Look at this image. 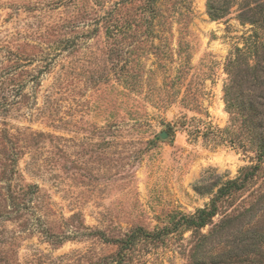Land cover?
<instances>
[{
    "label": "rangeland",
    "instance_id": "rangeland-1",
    "mask_svg": "<svg viewBox=\"0 0 264 264\" xmlns=\"http://www.w3.org/2000/svg\"><path fill=\"white\" fill-rule=\"evenodd\" d=\"M150 1L0 0V264H105L131 229L173 226L258 163L226 98L264 96V13L246 19L264 0L221 18L207 0H156L154 18ZM253 172L234 205L264 197ZM254 220L264 264V198ZM190 238L137 241L128 264H186Z\"/></svg>",
    "mask_w": 264,
    "mask_h": 264
},
{
    "label": "trees",
    "instance_id": "trees-1",
    "mask_svg": "<svg viewBox=\"0 0 264 264\" xmlns=\"http://www.w3.org/2000/svg\"><path fill=\"white\" fill-rule=\"evenodd\" d=\"M154 1L156 2V0L150 1L148 9L153 14V17L158 14L157 5H155ZM231 3V0H207V12L212 18L224 17L228 13ZM247 5L252 14L246 19L251 23L259 24L260 19L257 16L254 17V14L257 12L259 14L264 13V9H259L262 5L258 4L253 7L249 4ZM148 23V30L153 33L154 21ZM126 24L130 26L129 22H126ZM260 61L256 59L254 64L247 63L245 66V70L251 71L254 77L253 86L258 84L259 77L256 73L259 70ZM234 62V60L229 59L226 64V69L230 74ZM240 71L238 69V72ZM230 81V84L225 89L226 96L232 87H240L243 81H249V77L244 78L243 81L242 79L235 80L231 78ZM260 98L262 102L260 101L257 104L250 102L248 106L244 103H239L238 97L233 102L226 98L228 108L230 110L234 108L236 113L232 119V127L234 129L232 131L229 130V133L233 134L239 128L244 132V139L239 141L238 144L243 148H249L254 151L258 163L243 167L235 178L229 179L217 187L207 204L197 208L193 213L181 214L173 226L155 230H148L142 226L131 229L125 233L124 237L114 241L118 247L117 252L109 260L110 262L107 261L105 264H128L137 241L147 239L153 242L160 241L164 235L181 230L190 231L191 237L189 248L187 249L186 264H248L247 262L258 264L260 262L259 260L251 259V253L254 252L259 255L256 252L257 249H253V246L258 244L262 233L259 235L256 229L253 230V223H255V216L262 210L264 197L255 198L247 206L243 204L234 205L233 203L234 193L249 183L251 175L255 174L253 171H259L264 168L262 166V163H264V136L255 131L256 129H261V121L259 123L257 120L259 113L256 110L260 107L264 108V96H260ZM237 115L242 116V124L239 126H236V122L239 119ZM225 131H228L227 128ZM215 216H218L217 220H214ZM205 227H207V231L203 232L202 229ZM250 231L254 232V234L249 235ZM229 246H231L233 251H230ZM214 255L223 259L216 263L212 262L210 258L214 257Z\"/></svg>",
    "mask_w": 264,
    "mask_h": 264
},
{
    "label": "water",
    "instance_id": "water-1",
    "mask_svg": "<svg viewBox=\"0 0 264 264\" xmlns=\"http://www.w3.org/2000/svg\"><path fill=\"white\" fill-rule=\"evenodd\" d=\"M161 136L164 137L165 136V133H161Z\"/></svg>",
    "mask_w": 264,
    "mask_h": 264
}]
</instances>
